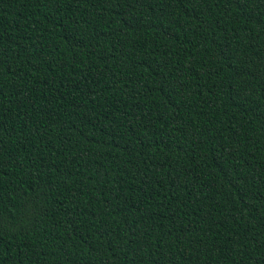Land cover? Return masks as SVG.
Masks as SVG:
<instances>
[{
	"label": "trees",
	"instance_id": "1",
	"mask_svg": "<svg viewBox=\"0 0 264 264\" xmlns=\"http://www.w3.org/2000/svg\"><path fill=\"white\" fill-rule=\"evenodd\" d=\"M0 264H264V0H0Z\"/></svg>",
	"mask_w": 264,
	"mask_h": 264
}]
</instances>
